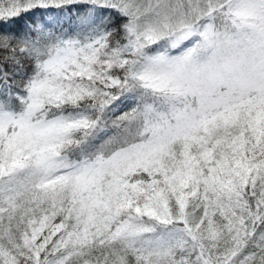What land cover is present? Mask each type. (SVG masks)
<instances>
[{
  "label": "snow or ice",
  "instance_id": "1",
  "mask_svg": "<svg viewBox=\"0 0 264 264\" xmlns=\"http://www.w3.org/2000/svg\"><path fill=\"white\" fill-rule=\"evenodd\" d=\"M0 264H264V0H0Z\"/></svg>",
  "mask_w": 264,
  "mask_h": 264
}]
</instances>
